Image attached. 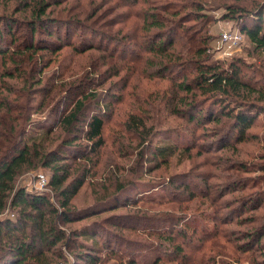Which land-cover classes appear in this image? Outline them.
<instances>
[{
    "label": "rangeland",
    "instance_id": "rangeland-1",
    "mask_svg": "<svg viewBox=\"0 0 264 264\" xmlns=\"http://www.w3.org/2000/svg\"><path fill=\"white\" fill-rule=\"evenodd\" d=\"M22 1L0 0V14H13L15 18L28 19L32 10L31 7L25 8ZM178 1L65 0L52 3L47 13L50 10L49 14L57 18L51 26L60 37L53 31L51 38L42 39L45 45L53 44L50 45V51L39 53L44 54L41 64L46 66L40 75L41 81L50 87L46 102L40 105L43 95L37 90L41 87L37 86V89L29 91V86L24 84L25 79L38 78L34 65H31L29 60L25 62L23 77H5L0 81L3 83L0 86H5L0 89V102L9 106V110L5 107L0 109V136L8 134L5 127L17 118L20 127L24 128L26 139L29 136L40 139L43 130L48 127H52V136L60 133L59 118L68 111V105L73 99L70 96L59 102L65 93L63 90L79 83L89 71L95 72L90 78L94 79V85L99 82L96 87L103 91L101 101L105 111H101V114L105 118L106 141L97 156L93 155L97 165L90 167L92 174L95 173L88 180L90 185L88 182L84 183L71 200V204L75 208L88 205L95 197L93 191L102 194L104 186L114 183V180H104L108 174L107 168L114 169L118 178L130 176L136 180L132 192L127 194L132 199L125 205L117 207L115 211H106L108 207L99 209L105 210L98 222L101 232L116 238L110 247L105 246L103 250L119 251L115 254L110 251L99 253L98 258L102 260L98 264H128L130 260H136V264H152L155 250H170V247L166 242H159L153 235L147 237L146 233L171 230L172 226L181 224L190 228L192 226V230L184 239H176L189 256L187 261L183 263L181 260L180 264H251L250 257L259 260L264 256V228L261 229L264 226V181H259L258 177H264V173L257 169L258 164L264 162V159H261L264 154V112L255 116L256 124L247 129L248 139L238 142L234 137H216L213 135L216 129L213 122L204 121L202 126L190 123L186 127L185 119L172 114L175 104L172 107L166 105L172 91L165 92L163 100L160 101L159 96L163 95L161 90L169 87V75L181 80L179 69L167 71L161 79L149 78L152 69H147V63L144 62L148 51L141 44L144 40L140 36L141 32L143 35L147 34L142 25V11H155L161 15V20L168 22L162 17L166 15L171 20L168 24L175 25L172 16H167L168 12L165 10L184 12ZM24 2L28 3L29 0ZM37 2L38 0H34L32 4L37 5ZM236 3L245 8H252L257 1L203 0L204 9L200 14H205L206 18L194 20L187 17L182 25L186 28L176 32L181 35V39H176L175 49L185 54L192 42V36L205 38L210 62L217 61L226 66L230 62L239 63L243 65L246 80L264 89V52L256 50L245 34L242 41L231 50L221 41L223 31L240 29L241 22L228 18L226 12L228 4ZM18 4L20 9L15 13ZM71 18L78 23L68 20ZM26 26L19 23L16 30L24 32ZM42 36L47 34L43 32ZM171 38L175 39L173 34ZM107 44L114 50V56L105 53ZM194 44L199 45L197 41ZM0 66L1 70L2 66L11 65L8 61L2 65L1 61ZM148 92L157 98V107H147L149 113L146 112L149 120L147 124H153L157 129L154 143L162 144L170 140L169 143L176 141L180 144L177 155H174L168 164L158 165V168L151 170L146 167L153 164L143 162L141 166V162L136 161V156L132 155L140 147L136 145V136L125 129L123 124L130 112L141 103L138 98ZM78 94L79 91H76L75 95ZM262 106L264 108V104ZM135 146L136 148H133ZM185 147L189 151H183L182 148ZM78 161L84 163L83 159ZM78 161L72 169L76 168ZM239 163L246 165L245 171L237 168ZM78 169L79 167L75 169L76 173ZM39 173L45 176L47 183L37 192L46 193L50 201L56 204V195L48 185V168L38 167L25 172L18 179L16 186L35 191L31 183ZM142 186L145 188H141ZM115 213L125 215L113 219H116L115 222L122 228L111 224L113 220L110 216ZM173 214L180 216V219ZM141 216L145 217V221L133 219ZM89 218L96 220V215ZM89 218L61 225L65 230L79 229ZM156 218H159V221L154 223ZM255 225L259 227V235L246 247L250 252H240L238 242L249 241H238L237 238ZM216 231H220L221 235L214 238ZM98 236L100 237L96 236L95 240L99 245L105 237ZM72 240L74 243L82 240L91 242V239L81 237ZM259 245H262L263 251H260ZM58 250H62L67 257L66 264H87V261L75 257L69 250L83 254L90 252L88 249L76 248V244H72L69 249L60 245ZM119 252H122L121 256L118 255ZM231 254L239 259L231 258ZM168 255H163L159 264L179 262L178 258ZM93 256L96 257V253H93Z\"/></svg>",
    "mask_w": 264,
    "mask_h": 264
},
{
    "label": "trees",
    "instance_id": "trees-1",
    "mask_svg": "<svg viewBox=\"0 0 264 264\" xmlns=\"http://www.w3.org/2000/svg\"><path fill=\"white\" fill-rule=\"evenodd\" d=\"M32 1L29 0L28 3L22 1L25 8L31 7L32 10L28 19L15 18L13 14H0V62L2 61V65H5L8 61L11 65L2 66L0 81H3L5 77H23L25 62L29 60L31 65H34L38 78L25 79L24 84L29 86V91L37 89V86L41 87L37 92L43 95V102L40 104L43 105L49 97L50 87L41 81L40 75L46 66L41 64L44 54L39 53L50 51L53 46V44H43L42 39H49L54 35L56 30L51 25L57 20L49 14L50 10L48 13L47 10L52 3L65 0H38L37 5H33ZM256 1L252 8H245L239 3L228 4L226 12L228 18H235L241 22L240 29L237 31L242 36L245 34L256 50L264 52V0ZM178 5L183 6L184 12L165 10L168 12L167 16H172L175 25L168 24L171 20L166 15L162 17L168 22L161 20V15L155 11H147V9L142 11V25L147 34L143 35L141 32L140 36L144 40L141 44L148 51L144 62L147 63V69H152V75L149 78L161 79L167 71L172 72L178 69L182 77L181 80H176L169 75L170 77L167 78L169 87L166 86L161 90L163 95L159 96L160 101L163 100L165 92L172 91L166 105L172 107L175 104L171 112L185 119L186 127L190 123L202 126L204 121H208L215 124L216 129L213 135L216 137L222 135L234 137L238 142L248 139L247 129L256 124L255 116L264 112L262 106L264 89L246 80L243 75V65L230 62L226 66L217 61L210 62L205 38L192 36V42L185 54L176 51V39H181V35L176 32L186 28L182 25L187 17H192L194 20L205 17V14H200L204 9L203 0H179ZM17 7L15 13L20 9V4ZM68 20L78 23L74 18ZM19 23L27 25L24 32L16 30ZM43 32L47 36H42ZM172 34L175 37L174 40L170 39ZM56 35L60 37L57 33ZM111 39L110 37V41ZM196 41L198 46H194ZM108 45L105 53L114 56V50ZM93 73L95 72L89 71L79 83L67 86L63 90L65 93L59 102L70 96L73 99L68 105V111L61 114L59 118L60 133L56 136H52V127H48L43 130L40 139L36 136H29L26 139L24 128L20 127L17 118L5 127L8 134L0 136V264H58L60 262L66 264L67 257L62 250H58L60 245L69 249L72 244H76V248L88 249L90 252L83 254L69 250L75 257L87 261V264H98L102 260L98 258L99 253L103 251L114 254L119 251L103 250L105 246L110 247L116 238L101 232L98 222L103 211H115L117 207L125 205L132 199L127 194L132 192V186L136 184L134 178L130 176L118 178L114 169L107 168L108 174L105 175L104 180L109 182L114 180V183L104 186L102 194L93 191L95 197L88 205L75 208L71 204V200L83 184L88 182L90 185L91 182L88 180L90 176L95 175V173L92 174L90 167L97 165L93 155L97 156L106 141L105 118L101 114V111H105L101 101L103 91L96 87L99 82H96L97 85L93 84L94 79L90 78ZM2 84L0 82V85ZM4 87L0 86V89ZM76 91H79L77 96ZM156 100L157 98L153 97L151 92L142 95L138 98L141 103L136 105L135 110L130 112L123 123L124 128L134 134L138 141L136 145L140 149L132 153L136 156V161L141 162V166L143 162L153 164L146 167L148 170L156 169L158 165L168 164L170 159L177 155V148L180 145L176 141L169 143L170 140L162 144L154 143L157 129L153 124H147L149 120L146 112L149 113L147 107L152 109L157 107ZM2 107L9 110V106L0 102V109ZM61 132H63L62 135ZM182 150L188 149L185 147ZM80 159H83V164L79 163ZM261 159H264V154ZM76 161H78L76 168L79 167L77 173L76 168L72 169ZM238 165V169L245 171L246 165L242 163ZM38 167L48 168L50 171L48 185L56 195V204L50 201L46 193L28 191L26 188L16 186L20 176ZM257 169L264 173V162L259 163ZM258 177L259 181H264L261 180L264 177ZM95 215L96 220L89 218ZM122 216L125 215L115 213L110 216V219ZM173 216L180 219L177 214ZM88 218L89 220L79 229L65 230L62 226L67 222ZM133 219L145 221L144 216ZM115 221L116 219L111 224L122 228ZM157 221L159 218H156L154 223ZM258 228V225H255L237 238L238 241L246 239L249 241L238 242L240 252H250L246 247H249L250 241H254L256 235H259ZM263 228L264 226L261 227ZM191 230L192 226L190 228L186 224H181L172 226L171 230L146 233L147 237L153 235L159 242H166L170 247V250H155L152 264H159L163 255L168 254L179 259L177 264H180L181 260L183 263L187 261L189 256L176 239H184ZM98 235L105 237L99 245L95 240L96 236L100 237ZM220 235V231H216L214 238ZM71 237L72 239L77 237L91 239V242L82 240L74 243ZM259 246H261L260 251H263L262 245ZM159 252H161L160 255ZM93 253H96V257ZM121 254L122 252L118 253L119 256ZM230 257L239 259L234 254ZM135 261L130 260L128 264H136ZM250 261L251 264H264V256L259 260L250 257ZM207 262L210 263L208 259ZM221 262L224 263L223 260Z\"/></svg>",
    "mask_w": 264,
    "mask_h": 264
},
{
    "label": "built area",
    "instance_id": "built-area-1",
    "mask_svg": "<svg viewBox=\"0 0 264 264\" xmlns=\"http://www.w3.org/2000/svg\"><path fill=\"white\" fill-rule=\"evenodd\" d=\"M242 39H243L242 34L239 33L237 30L235 31L226 30L221 33V41L228 50H231L232 48H234L237 44H239L242 41ZM35 181H32L31 183L35 191L42 190V188H44L47 183L45 176L40 173L38 174Z\"/></svg>",
    "mask_w": 264,
    "mask_h": 264
}]
</instances>
